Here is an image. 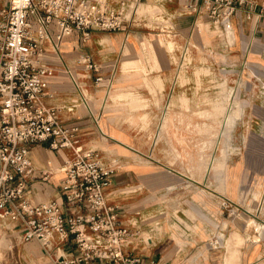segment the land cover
I'll return each mask as SVG.
<instances>
[{
  "label": "crops",
  "instance_id": "crops-1",
  "mask_svg": "<svg viewBox=\"0 0 264 264\" xmlns=\"http://www.w3.org/2000/svg\"><path fill=\"white\" fill-rule=\"evenodd\" d=\"M245 1L225 33L204 10L192 12L187 0H108L114 11L137 5L128 27L93 30L87 38L74 31L64 37L61 56L49 41L42 42L45 52L36 61L42 68L43 103L58 111L64 126L77 127L72 138L77 145L119 162L107 198L122 226L141 231L125 250L144 264H264L262 223L248 228L247 221L241 232L229 234L227 247L226 231L207 226L208 221L220 224L218 213L207 212L206 198L197 200L188 189L203 182L160 157L175 149L184 155L192 151L191 139L198 135L192 123L203 120L192 106L204 102L191 91L206 84L197 69H253L262 61L264 68L263 0ZM160 138L171 142L160 143ZM72 155L71 147L54 149L51 140L31 144L35 170L27 178L26 198L63 201L62 167ZM197 204L199 217L193 216ZM198 220L205 227L197 229ZM219 237L220 245H214ZM0 245V264H57L56 256L75 251L73 236L63 243L55 240L47 253L38 241H23L16 230L5 228Z\"/></svg>",
  "mask_w": 264,
  "mask_h": 264
},
{
  "label": "built area",
  "instance_id": "built-area-1",
  "mask_svg": "<svg viewBox=\"0 0 264 264\" xmlns=\"http://www.w3.org/2000/svg\"><path fill=\"white\" fill-rule=\"evenodd\" d=\"M245 3L187 0L192 12L204 10L225 33ZM137 13V5L129 4L111 10L108 0H9L0 12L4 16L0 22V232L14 229L23 241L36 240L47 253L55 240L63 243L73 236L75 251L56 256L57 264H144L142 257L125 250L141 238V231L122 226L117 208L107 198L119 162L76 144L72 138L77 127L64 126L58 111L43 103L42 68L36 61L45 52L43 41L61 56L65 36L74 31L84 38L93 30L120 31ZM47 140L54 149H73L62 167L63 201L33 203L25 196L27 178L35 170L30 145ZM212 243L220 244V237Z\"/></svg>",
  "mask_w": 264,
  "mask_h": 264
},
{
  "label": "rangeland",
  "instance_id": "rangeland-1",
  "mask_svg": "<svg viewBox=\"0 0 264 264\" xmlns=\"http://www.w3.org/2000/svg\"><path fill=\"white\" fill-rule=\"evenodd\" d=\"M8 4L9 0H0V12ZM0 22H4L1 14ZM196 71L198 77L206 76V84L204 89L191 91V97H201L204 102L202 106H192V113L203 119L192 123L198 134L191 139L192 151L184 155L175 149L160 157L179 163L186 168L182 172L203 182L201 187L191 185L188 189L195 199L200 200V195L206 198L207 212L218 213L220 224L208 221L207 226L226 231L223 238L228 247L229 234L241 232L247 221L248 228L256 221L264 223L263 61L253 69L219 65ZM168 125L165 123V131ZM159 141L171 142L165 138ZM198 210L199 204L193 216L199 217ZM204 224L198 220L195 227L199 229Z\"/></svg>",
  "mask_w": 264,
  "mask_h": 264
},
{
  "label": "bare ground",
  "instance_id": "bare-ground-1",
  "mask_svg": "<svg viewBox=\"0 0 264 264\" xmlns=\"http://www.w3.org/2000/svg\"><path fill=\"white\" fill-rule=\"evenodd\" d=\"M139 9V8H138ZM142 10V9H141ZM143 11V10H142ZM142 13V12H141ZM205 30V29H204ZM181 56V55H180ZM179 70V69H178ZM176 72V71H175ZM199 79H200V77H199ZM150 83V82H149ZM148 91H149V89H148ZM171 94V93H170ZM129 105V104H128ZM141 105V104H140ZM129 108H130V106H129ZM186 109V108H185ZM209 115V114H208ZM228 118V117H227ZM226 123V122H225ZM227 124H228V121H227ZM226 124V125H227ZM159 128V127H158ZM228 129V128H227ZM159 131V130H158ZM113 138V137H112ZM155 140V139H154ZM118 141V140H117ZM263 146V145H262ZM132 148V147H131ZM253 220H255V219H253ZM257 222V221H256ZM262 226V230L264 231V223H262L261 224ZM259 227V226H258ZM258 229V228H257ZM261 235H262V232H261ZM258 236V235H257ZM257 236H255V238L257 239ZM253 238V237H252ZM260 240V239H259ZM2 241V240H1ZM3 241H5V240H3ZM238 244V243H237ZM10 245V244H9ZM1 246V245H0ZM6 246H4V248H5ZM8 247V246H7ZM8 249V248H7ZM3 250V249H2ZM230 250V249H229ZM233 250V249H232ZM6 251V250H5ZM8 251H9V249H8ZM234 251H236V250H234ZM233 252V251H232ZM237 252V251H236ZM6 254V253H5ZM4 254V255H5Z\"/></svg>",
  "mask_w": 264,
  "mask_h": 264
}]
</instances>
